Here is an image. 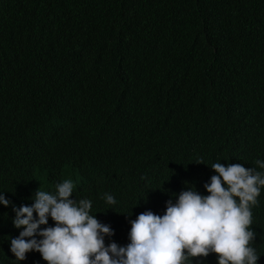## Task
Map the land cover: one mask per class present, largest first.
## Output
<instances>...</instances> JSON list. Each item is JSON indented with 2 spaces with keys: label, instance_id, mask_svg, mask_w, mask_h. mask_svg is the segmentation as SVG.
Returning <instances> with one entry per match:
<instances>
[{
  "label": "trees",
  "instance_id": "obj_1",
  "mask_svg": "<svg viewBox=\"0 0 264 264\" xmlns=\"http://www.w3.org/2000/svg\"><path fill=\"white\" fill-rule=\"evenodd\" d=\"M75 86L73 97L92 93L84 109L113 110L118 123L77 125L62 105ZM47 120L55 126L35 127ZM32 129L48 146L127 142L137 169L182 187L199 188L214 162L264 160V0H0V144ZM251 211L264 263V193ZM6 252L0 235V264H16ZM197 264H217L216 255Z\"/></svg>",
  "mask_w": 264,
  "mask_h": 264
},
{
  "label": "clouds",
  "instance_id": "obj_2",
  "mask_svg": "<svg viewBox=\"0 0 264 264\" xmlns=\"http://www.w3.org/2000/svg\"><path fill=\"white\" fill-rule=\"evenodd\" d=\"M80 93L71 87L62 104L77 125L118 123L113 110L84 109L92 93L73 97ZM53 126L54 120L35 123L38 130ZM12 132L26 135L17 125ZM35 133L0 144V225L14 190L26 194L13 206L11 228H0L16 264H197L209 254L217 264H264L250 228L251 206L264 193V160L214 162L199 188L182 187L137 169L127 142L105 147L86 137L48 146L35 143ZM124 192L130 199L117 200Z\"/></svg>",
  "mask_w": 264,
  "mask_h": 264
}]
</instances>
